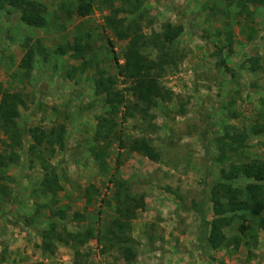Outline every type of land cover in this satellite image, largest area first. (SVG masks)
<instances>
[{
	"label": "rangeland",
	"instance_id": "obj_1",
	"mask_svg": "<svg viewBox=\"0 0 264 264\" xmlns=\"http://www.w3.org/2000/svg\"><path fill=\"white\" fill-rule=\"evenodd\" d=\"M37 1L45 18L39 27L27 25L14 7L0 10V86L22 98L16 118L20 145L14 146L18 158L0 168V182L8 188V195L0 197V264H264V231L255 217L244 213L252 230L241 233L242 220L233 216L220 246L207 242L201 223L202 212L207 220L219 216L210 201L222 165L216 138L228 126L246 128V144L228 151L229 159H264V136L250 132L252 124L264 122V5L250 4L254 14L247 21L238 13L237 0H87V15L77 12L79 0ZM115 8H121L116 19L146 34L161 31L165 21L181 25L175 42L181 59L162 78L172 98L146 116L126 119L120 105L117 126L105 140L95 133L99 116L109 108L96 80L111 78L125 104L135 100L130 79L119 72L126 40L118 39L106 20ZM29 49L34 57L27 67ZM144 53L154 57L156 49ZM34 126L64 128V148L45 154L61 184L55 195L40 186L44 171L37 155L44 154V146L28 152L31 138L25 132ZM8 137L0 132V153L9 151ZM136 137L160 150L158 161L128 150ZM93 149L103 150L99 160ZM116 177L145 196L144 208L130 223L137 252L130 263L114 248L102 252L97 241L114 215ZM51 223L59 230L92 228L93 235L77 254L71 243H58L53 254L45 253L41 234ZM236 235L238 245L229 241Z\"/></svg>",
	"mask_w": 264,
	"mask_h": 264
},
{
	"label": "trees",
	"instance_id": "obj_2",
	"mask_svg": "<svg viewBox=\"0 0 264 264\" xmlns=\"http://www.w3.org/2000/svg\"><path fill=\"white\" fill-rule=\"evenodd\" d=\"M250 4L264 5V0H237L239 15L247 21L253 18V10ZM6 6L14 7L21 12L23 21L29 26H43L45 18L42 15L41 4L37 0H0V10ZM77 12L80 15H87L91 10V3L87 0H79ZM121 9V8H120ZM113 9L107 17V23L115 32L120 40H126V48L123 54L124 64L119 66V72L122 76L131 81L132 95L134 102L125 104L124 96L112 88V81L109 78L103 81V77L96 80V90L104 93L105 104L109 107L104 115L99 116L96 136L102 135L107 140L109 135L117 126L115 116L118 113L119 106L124 107L121 114L122 119L134 116L138 113L141 116L149 114L151 108L156 107L160 102L169 101L172 98V92L162 83L168 67L177 66L178 57L175 48V42L183 31L181 25H174L170 21L162 23L161 31H152L150 34L144 33L133 23L123 24L122 20L115 18V14L120 10ZM250 30L252 28L250 27ZM253 32H249L251 37ZM228 40V48L232 45L230 32L225 34ZM153 47L156 49L154 57H149L144 53V49ZM65 51V48H59ZM34 53L33 50H27L24 56V65L31 66ZM226 70L228 66L221 61ZM22 101L18 92H11L8 89H2L0 86V132L8 135L10 142L6 146L10 147L6 153H0V168L9 165L18 158L15 147L20 145V133L17 127L16 118L19 115L18 106ZM261 108L264 112V99L261 100ZM236 116V114H232ZM232 129V132L229 131ZM250 132L255 135L264 136V122H255L250 127ZM31 138L28 147L29 154L41 146H44V154L37 155L44 174L40 181L42 191L55 195L60 189L61 184L55 170L50 168L49 161L45 154L51 155L56 149H63L64 128L44 129L39 126L30 127L25 132ZM246 128L237 130L233 126H228L224 135L216 138L219 154L217 161L221 163L219 169V180L212 186L210 201L212 211L216 215L207 220L204 212L201 213V223L208 230L207 242L215 245H224L226 237L223 229L232 223L233 216L239 215L242 220L239 225L241 233L251 232L252 226L247 222L244 213L256 218V226L264 231V159L253 158L245 162L231 161L228 151L237 152L245 144L248 138ZM122 140H120V143ZM264 145V140H263ZM128 150L146 156L150 160L158 161L160 150L151 144L144 137H136L129 140ZM103 150L93 149L96 160H99ZM228 162V163H227ZM225 163L226 166H225ZM3 178L0 175V179ZM238 179H251L244 186L235 185ZM113 191L111 200L114 206V215L109 223L97 233L98 245L102 252H107L112 248L119 251L120 256L127 262H132L137 252L131 245V220L136 216L138 210L145 206V196L140 193H133L130 185L125 178L116 177L112 180ZM8 189V188H7ZM5 184L0 182V197L8 195ZM240 213V214H238ZM230 214V216H226ZM93 235L92 228L85 230H59L54 223H51L41 234V249L45 253L53 254L58 243H71L75 247V253L78 248L84 245ZM240 236H233L229 241L238 245ZM76 260V264H77Z\"/></svg>",
	"mask_w": 264,
	"mask_h": 264
}]
</instances>
